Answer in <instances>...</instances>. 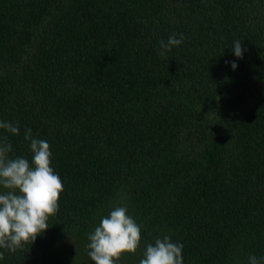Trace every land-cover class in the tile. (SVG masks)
Here are the masks:
<instances>
[{
  "label": "trees",
  "instance_id": "trees-1",
  "mask_svg": "<svg viewBox=\"0 0 264 264\" xmlns=\"http://www.w3.org/2000/svg\"><path fill=\"white\" fill-rule=\"evenodd\" d=\"M0 121L20 128L0 129L13 158L31 161L27 128L46 140L63 184L49 228L0 264H93L118 205L143 228L117 264L163 235L183 264L264 257V0H0Z\"/></svg>",
  "mask_w": 264,
  "mask_h": 264
},
{
  "label": "clouds",
  "instance_id": "clouds-1",
  "mask_svg": "<svg viewBox=\"0 0 264 264\" xmlns=\"http://www.w3.org/2000/svg\"><path fill=\"white\" fill-rule=\"evenodd\" d=\"M179 38L170 36L160 42L163 58L173 47L181 45ZM236 58L242 59L244 49L240 41L232 46ZM233 70L235 61L229 62ZM0 129L19 135L20 128L11 122L0 121ZM30 141L31 161L25 156L11 157L12 144L7 136L0 139V249L14 253L25 243H34L48 228V219L59 211L58 200L63 184L50 166V144L32 136V129L24 133ZM143 225L129 214L126 205H118L88 235L87 255L93 264H117L124 253L135 254L141 242ZM183 244L173 242L169 235L156 237L147 243L139 264H183ZM4 253L0 252V260ZM248 264H264V257L249 255Z\"/></svg>",
  "mask_w": 264,
  "mask_h": 264
}]
</instances>
